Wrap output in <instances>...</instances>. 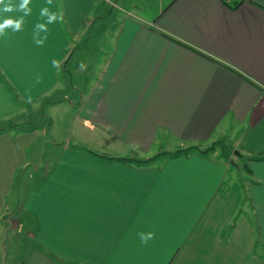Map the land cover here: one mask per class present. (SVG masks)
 Wrapping results in <instances>:
<instances>
[{
  "label": "crops",
  "instance_id": "crops-1",
  "mask_svg": "<svg viewBox=\"0 0 264 264\" xmlns=\"http://www.w3.org/2000/svg\"><path fill=\"white\" fill-rule=\"evenodd\" d=\"M109 4L31 0L0 36V234L14 203L32 228L10 264H264V0L139 3L118 31ZM45 107L83 139L19 193Z\"/></svg>",
  "mask_w": 264,
  "mask_h": 264
},
{
  "label": "rangeland",
  "instance_id": "rangeland-1",
  "mask_svg": "<svg viewBox=\"0 0 264 264\" xmlns=\"http://www.w3.org/2000/svg\"><path fill=\"white\" fill-rule=\"evenodd\" d=\"M109 15L110 21L113 20L112 18L116 17V31L120 29V23L121 21L128 16L127 11H123L121 8L124 9H130L133 8L132 6L137 5L141 3L146 8L147 12L145 15H150V12L154 11V9L158 6V1L161 0H109ZM139 2V3H138ZM140 6V4H139ZM144 9V10H145ZM131 9L130 11H132ZM132 16L134 17H140L144 15H140L138 13H133ZM150 17V16H149ZM92 32V30H91ZM76 74H72L69 76V90L71 89V84L76 82L77 80ZM71 91V90H70ZM69 91V92H70ZM50 108L45 107V110L41 109V111L31 114L29 113L26 117L29 118L28 122L21 123V131L25 130H36L39 131L38 135L34 137L33 142L29 147L27 148L25 155L27 156L28 161L36 162L38 169H32L29 168L28 170L21 169L19 172L22 174L23 178L21 181V185L19 188V193L25 191V189H29V186L33 184V181L31 180L33 176L36 178H42L45 174L44 165L48 163V161L56 162L58 161V157L60 156V153L62 152V149L64 146H67V144H70V146L73 148L75 145H77L78 142L83 139L82 133L84 132V129L82 127H76L77 124L74 125V127L69 126V131L65 130V122L63 121V118L66 116L69 117L71 114H64L62 111L57 112V114L54 116V123L51 124V121L46 118L47 112H49ZM73 130V131H71ZM222 143H214L213 148H216L217 146H221ZM197 147L198 151H192V152H202V151H209L210 149H204L200 146H194ZM188 149L187 148H182ZM181 149L174 151L178 152ZM231 158L234 160L233 164L237 165L238 168H240V174L235 172L232 168L233 175H240L238 179H241L242 177H246V175L243 172V161L240 160V157L232 155ZM149 160V159H146ZM241 161V163H240ZM236 168V166H235ZM237 169V168H236ZM237 171V170H236ZM245 171V170H244ZM29 174L31 175V178L29 177ZM20 178L19 176L17 179ZM20 181V180H19ZM30 181V182H28ZM20 183V182H19ZM17 190V189H16ZM18 201V199H17ZM14 208L10 210L12 212L11 219L13 221L19 222V225L12 227V224L8 221L5 225V230L0 234V245L1 248L4 251V254L0 257V264H10L11 258L14 256L15 251H18V245L22 242H25L30 234V231L32 228H30L31 220L28 218L27 215L24 214L22 217H20V209L18 207V203H14ZM25 213V212H24ZM22 220V224L20 223ZM25 220V221H24ZM27 220V221H26ZM9 256V257H8Z\"/></svg>",
  "mask_w": 264,
  "mask_h": 264
},
{
  "label": "clouds",
  "instance_id": "clouds-1",
  "mask_svg": "<svg viewBox=\"0 0 264 264\" xmlns=\"http://www.w3.org/2000/svg\"><path fill=\"white\" fill-rule=\"evenodd\" d=\"M31 0H19V4H14L13 0H0V36H4L6 34V29H11L14 32H18L22 30V25L24 23V17L31 14V9L29 8V4ZM49 5L52 4V0H47ZM14 11H19L24 14L20 18H12L10 16L5 17L4 14L12 13ZM41 16H47V22L53 23L62 17H58L56 13H52L48 8H44L41 11ZM37 28L44 29L47 31V27L45 24H37ZM38 45L43 44V40L36 41ZM53 66L58 67V62L53 60ZM81 69L84 68V65L81 64ZM138 236L141 240V243L147 244V242L151 239H154L155 234L153 232L148 233H138Z\"/></svg>",
  "mask_w": 264,
  "mask_h": 264
},
{
  "label": "trees",
  "instance_id": "trees-1",
  "mask_svg": "<svg viewBox=\"0 0 264 264\" xmlns=\"http://www.w3.org/2000/svg\"><path fill=\"white\" fill-rule=\"evenodd\" d=\"M192 151H198L197 147H194V146H190L188 147V149H181L180 151L176 152V154H185V155H188L190 153H193ZM126 160H129V161H132V162H136V163H139V164H143V163H149L150 161L154 160V157L149 159V160H135V159H126Z\"/></svg>",
  "mask_w": 264,
  "mask_h": 264
},
{
  "label": "water",
  "instance_id": "water-1",
  "mask_svg": "<svg viewBox=\"0 0 264 264\" xmlns=\"http://www.w3.org/2000/svg\"><path fill=\"white\" fill-rule=\"evenodd\" d=\"M232 163H233V161H232Z\"/></svg>",
  "mask_w": 264,
  "mask_h": 264
}]
</instances>
